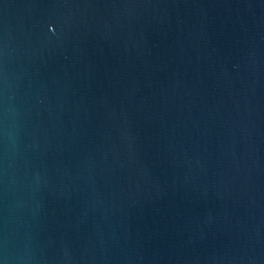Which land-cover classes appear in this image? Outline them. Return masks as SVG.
Returning <instances> with one entry per match:
<instances>
[{
    "label": "water",
    "instance_id": "water-1",
    "mask_svg": "<svg viewBox=\"0 0 264 264\" xmlns=\"http://www.w3.org/2000/svg\"><path fill=\"white\" fill-rule=\"evenodd\" d=\"M0 264H264V0H0Z\"/></svg>",
    "mask_w": 264,
    "mask_h": 264
}]
</instances>
